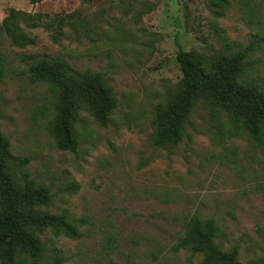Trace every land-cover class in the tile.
<instances>
[{
  "label": "rangeland",
  "instance_id": "1",
  "mask_svg": "<svg viewBox=\"0 0 264 264\" xmlns=\"http://www.w3.org/2000/svg\"><path fill=\"white\" fill-rule=\"evenodd\" d=\"M229 2L216 17L212 0H0L1 132L14 159H29L22 167L13 160L11 173L47 188L51 201L39 210L66 216L81 232L78 240L38 234L39 264H201L184 243L195 217L215 222L221 250L262 264L264 139L199 100L178 145L153 144L156 108L181 79L180 49L206 61L246 51L241 80L264 89V0ZM10 9L39 24L18 16L30 40L23 48L1 28ZM41 58L98 73L112 91L105 127L78 112L75 153L51 133L54 88L28 76Z\"/></svg>",
  "mask_w": 264,
  "mask_h": 264
},
{
  "label": "trees",
  "instance_id": "2",
  "mask_svg": "<svg viewBox=\"0 0 264 264\" xmlns=\"http://www.w3.org/2000/svg\"><path fill=\"white\" fill-rule=\"evenodd\" d=\"M212 1L220 10L215 12L216 17L222 16V10L230 5L229 0ZM18 16L26 19L31 28L39 24L32 16L10 9L1 28L12 45L23 48L30 40L18 29ZM246 56L244 51L217 55L206 61L195 52L178 50L176 61L181 79L171 100L156 108L154 124L157 129L153 144L157 147L178 145L183 139L189 112L199 100L207 102L211 109H221L234 123L247 130L254 140L264 139V89L249 81L242 82ZM5 71L6 63L0 51V79ZM27 73L31 81L47 83L54 88V125L51 133L60 149L76 152L77 136L73 127L80 109L87 110L99 125H107L116 103L100 74L73 72L64 61L44 58L33 61ZM1 119L0 113V264H39L43 247L38 234L50 229L78 240L81 232L66 216L39 210L51 201L47 188L38 186L27 175L21 183L15 180L10 163L14 160L15 166L22 167L29 159L12 157L9 140L1 132ZM192 219L184 243L192 251L202 254L201 264H243L237 259L236 248L224 251L215 244L217 228L213 220ZM260 263L264 264V258Z\"/></svg>",
  "mask_w": 264,
  "mask_h": 264
}]
</instances>
